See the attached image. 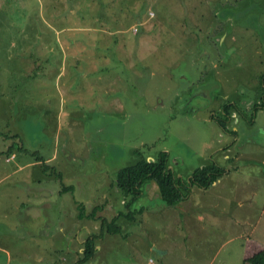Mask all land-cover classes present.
Returning <instances> with one entry per match:
<instances>
[{
    "label": "rangeland",
    "instance_id": "374dc122",
    "mask_svg": "<svg viewBox=\"0 0 264 264\" xmlns=\"http://www.w3.org/2000/svg\"><path fill=\"white\" fill-rule=\"evenodd\" d=\"M255 104L264 0H0V264H244L264 245ZM159 152L178 177L225 174L174 207L149 181L129 206L118 172ZM129 211L78 261L102 218Z\"/></svg>",
    "mask_w": 264,
    "mask_h": 264
},
{
    "label": "trees",
    "instance_id": "16d2710c",
    "mask_svg": "<svg viewBox=\"0 0 264 264\" xmlns=\"http://www.w3.org/2000/svg\"><path fill=\"white\" fill-rule=\"evenodd\" d=\"M260 108H264V104H255L254 112H257ZM232 110H238L236 104H223L221 107V117L217 119L218 125L226 132H229L227 121ZM224 174L225 169L217 164L211 163L192 171L186 179L178 177L169 167L168 154L166 152H159L154 160H147L146 157H140L136 164L121 169L117 174L116 185L122 191V194L126 197H131L129 202L130 206L132 202H135L142 195L143 185L149 181H153L158 188L160 200L166 206L174 207L184 202L192 187L197 186L202 189H209ZM137 212H120L111 221L102 218L99 235L87 237L83 245V256L78 261H86L92 257L95 251L96 240L102 238L105 233L111 235L120 234L122 230L118 224L119 220L121 218L132 220L135 218ZM244 264H264V245L257 241H249L245 246Z\"/></svg>",
    "mask_w": 264,
    "mask_h": 264
},
{
    "label": "crops",
    "instance_id": "0c3cea01",
    "mask_svg": "<svg viewBox=\"0 0 264 264\" xmlns=\"http://www.w3.org/2000/svg\"><path fill=\"white\" fill-rule=\"evenodd\" d=\"M6 146L9 147L10 145H9V143H6V142L3 140V142L0 143V154H4V155H5L6 153H8L7 151H5V150L3 149V148H6ZM8 154H9V153H8ZM12 155H14V154H12ZM11 159H12V158H10V159L7 158L8 161H10ZM13 159H15V157H14ZM13 159H12V160H13ZM24 167H25V166H21L20 169H23ZM43 182H44V181L41 180V183H40L39 185L43 184ZM26 190H27L28 193H30V194H35V195H39V194H41V195H45V194H46V195H55V196H56V193H57V196H59V197L61 196L59 192L53 191L52 189H49V188H42V187H40V188H31V189H30V188H27V187H26ZM46 192H48V193H46ZM57 196H56V197H57ZM45 204H46V206H49V207H50V205H51V204L48 203V202L45 203ZM48 210H49V208H48ZM27 215H30V214L27 213ZM29 219H30V220L33 219V211H31V215H30V218H29ZM61 229H62V231H63V228H61ZM29 234H30V235H34L32 231H30ZM86 234H87V233H86ZM85 236H86V235H85ZM87 237H89V236H87ZM87 237H86V239H87ZM83 238H84V237H83ZM86 239H85V240H86ZM92 257H93V255H92ZM92 257H91V258H92ZM148 263H149V264H154V262H153L152 259H151V260L149 259V262H148ZM54 264H56V263H54Z\"/></svg>",
    "mask_w": 264,
    "mask_h": 264
},
{
    "label": "flooded vegetation",
    "instance_id": "af4514ba",
    "mask_svg": "<svg viewBox=\"0 0 264 264\" xmlns=\"http://www.w3.org/2000/svg\"><path fill=\"white\" fill-rule=\"evenodd\" d=\"M254 113H256V112H254ZM229 119H230V117H229Z\"/></svg>",
    "mask_w": 264,
    "mask_h": 264
}]
</instances>
